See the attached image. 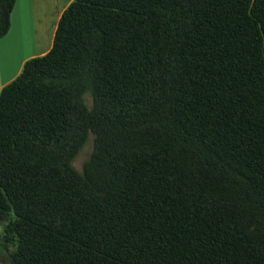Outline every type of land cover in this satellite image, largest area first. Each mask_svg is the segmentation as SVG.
Segmentation results:
<instances>
[{
	"label": "trees",
	"instance_id": "16d2710c",
	"mask_svg": "<svg viewBox=\"0 0 264 264\" xmlns=\"http://www.w3.org/2000/svg\"><path fill=\"white\" fill-rule=\"evenodd\" d=\"M1 221L8 264H264V0H73L0 88Z\"/></svg>",
	"mask_w": 264,
	"mask_h": 264
},
{
	"label": "crops",
	"instance_id": "0c3cea01",
	"mask_svg": "<svg viewBox=\"0 0 264 264\" xmlns=\"http://www.w3.org/2000/svg\"><path fill=\"white\" fill-rule=\"evenodd\" d=\"M73 0H16L9 32L0 38V88L13 81L24 63L47 54L59 19Z\"/></svg>",
	"mask_w": 264,
	"mask_h": 264
},
{
	"label": "rangeland",
	"instance_id": "374dc122",
	"mask_svg": "<svg viewBox=\"0 0 264 264\" xmlns=\"http://www.w3.org/2000/svg\"><path fill=\"white\" fill-rule=\"evenodd\" d=\"M87 104L89 105V100L87 98ZM92 152V136H89L87 142L82 147L78 155L74 158L72 165L73 167L78 170L79 172L82 170L83 163L85 160L88 159ZM4 222H0V264H8L9 262V255L11 253V248H5L3 241H2V229L4 226Z\"/></svg>",
	"mask_w": 264,
	"mask_h": 264
}]
</instances>
